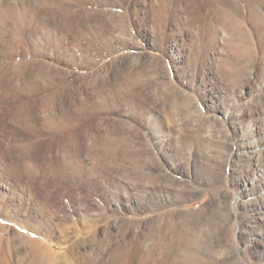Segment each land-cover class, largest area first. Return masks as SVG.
<instances>
[{"label":"rangeland","instance_id":"374dc122","mask_svg":"<svg viewBox=\"0 0 264 264\" xmlns=\"http://www.w3.org/2000/svg\"><path fill=\"white\" fill-rule=\"evenodd\" d=\"M163 233L264 264V0H0V264Z\"/></svg>","mask_w":264,"mask_h":264},{"label":"bare ground","instance_id":"6f19581e","mask_svg":"<svg viewBox=\"0 0 264 264\" xmlns=\"http://www.w3.org/2000/svg\"><path fill=\"white\" fill-rule=\"evenodd\" d=\"M12 4V3H11ZM32 10V9H31ZM30 11V10H29ZM101 12V11H100ZM105 12V11H104ZM105 15V14H104ZM40 69V68H39ZM19 72V71H17ZM16 73V72H15ZM27 74V73H26ZM19 77V76H18ZM77 106V105H76ZM79 109V108H78ZM22 115V114H21ZM21 118V117H20ZM97 147V146H96ZM106 152V151H105ZM26 168V167H25ZM128 180V179H127ZM134 181V180H133ZM168 228H173L172 225L168 226ZM165 230V229H164ZM176 231V230H175ZM178 231H176L177 233ZM185 234V233H184ZM175 235V234H174ZM176 236V235H175ZM168 237V236H167ZM166 234L163 233L162 237L156 241L155 245L157 246V250L161 251L163 254L161 261L159 263H163L167 260L171 254L178 253V247L179 245L185 240L183 235L181 233L177 234L175 241L169 242L167 240ZM29 240V239H28ZM43 241V240H42ZM41 240L38 239H32V254L35 257L34 259L39 260L43 264H56V256L47 253L45 249L43 248V243ZM187 241V240H186ZM31 246V245H30ZM126 243L119 246L111 256V261L109 264H149L150 261L154 260L157 261V258H154V253L146 250V253L142 256L140 247L137 249H130ZM158 251V252H159ZM160 253V254H161ZM52 256V257H51ZM173 256V255H172ZM156 259V260H155ZM172 259V258H171ZM60 262V260H59Z\"/></svg>","mask_w":264,"mask_h":264}]
</instances>
